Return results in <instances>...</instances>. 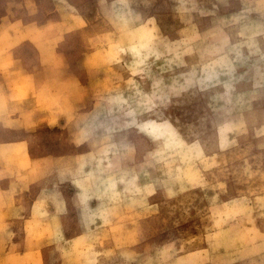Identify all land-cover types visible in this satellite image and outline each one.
I'll return each instance as SVG.
<instances>
[{
	"label": "rangeland",
	"instance_id": "1",
	"mask_svg": "<svg viewBox=\"0 0 264 264\" xmlns=\"http://www.w3.org/2000/svg\"><path fill=\"white\" fill-rule=\"evenodd\" d=\"M0 264H264V0H0Z\"/></svg>",
	"mask_w": 264,
	"mask_h": 264
},
{
	"label": "crops",
	"instance_id": "2",
	"mask_svg": "<svg viewBox=\"0 0 264 264\" xmlns=\"http://www.w3.org/2000/svg\"><path fill=\"white\" fill-rule=\"evenodd\" d=\"M58 194V193H57ZM59 195V194H58ZM58 198H60L59 196H58ZM34 201H35V198H34V200H33V202L31 203V206H30V209H29V211H28V213L25 215V216H23V221H22V223H21V225H22V227H24V228H26V225H27V223L29 222V221H33L34 220V216H35V211L33 210V207H34ZM62 207H64V206H62ZM43 212V211H42ZM65 211H62L61 213H60V211L59 210H54V209H52V210H49L48 211V215H49V217H51V218H56V221H57V224L58 225H56V227H57V233H59L60 235H65L66 234V231H67V229H66V226L63 224L64 223V221H65V219L67 218V214H65L64 213ZM23 214L21 213V216H22ZM38 215L36 214V217H37ZM7 221H9L8 219H5V223H7ZM63 222V223H62ZM13 226H14V224H12ZM26 232V231H25ZM60 244H62V241L60 242ZM59 246V245H58Z\"/></svg>",
	"mask_w": 264,
	"mask_h": 264
}]
</instances>
